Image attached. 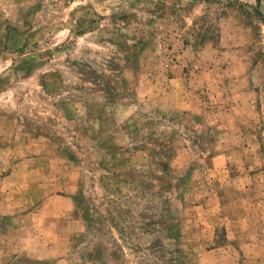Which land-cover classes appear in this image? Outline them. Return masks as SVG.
<instances>
[{"label":"rangeland","instance_id":"374dc122","mask_svg":"<svg viewBox=\"0 0 264 264\" xmlns=\"http://www.w3.org/2000/svg\"><path fill=\"white\" fill-rule=\"evenodd\" d=\"M0 264H264V0H0Z\"/></svg>","mask_w":264,"mask_h":264}]
</instances>
